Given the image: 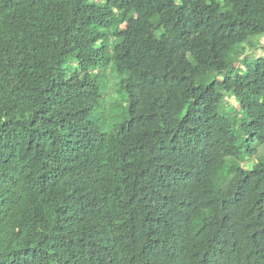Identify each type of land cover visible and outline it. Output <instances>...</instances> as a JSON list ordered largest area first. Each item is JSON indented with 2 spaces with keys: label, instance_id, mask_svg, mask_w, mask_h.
I'll list each match as a JSON object with an SVG mask.
<instances>
[{
  "label": "trees",
  "instance_id": "obj_1",
  "mask_svg": "<svg viewBox=\"0 0 264 264\" xmlns=\"http://www.w3.org/2000/svg\"><path fill=\"white\" fill-rule=\"evenodd\" d=\"M263 36L264 0H0V264H264Z\"/></svg>",
  "mask_w": 264,
  "mask_h": 264
},
{
  "label": "rangeland",
  "instance_id": "obj_2",
  "mask_svg": "<svg viewBox=\"0 0 264 264\" xmlns=\"http://www.w3.org/2000/svg\"><path fill=\"white\" fill-rule=\"evenodd\" d=\"M96 2H101L102 4L106 2V0H94ZM255 39V38H254ZM259 44L264 45V36L259 39ZM249 57H253V58H257L260 57L262 55V52L259 51H255L252 54L248 52L247 54ZM237 57L239 60H241L243 58V55L240 53H237ZM219 79H221L220 77H218ZM104 87L106 88V92L105 94L99 99L100 104L102 105H106L109 108H117L118 106H120V98L119 95L116 91V85L114 80L107 82ZM229 103L231 105H234V100L231 99L229 100ZM100 119V115H97L93 121H97ZM260 158V155H257L254 159L257 161Z\"/></svg>",
  "mask_w": 264,
  "mask_h": 264
}]
</instances>
